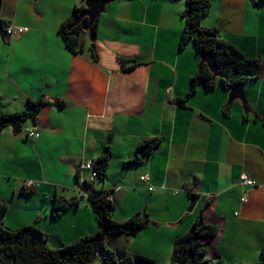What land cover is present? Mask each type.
Masks as SVG:
<instances>
[{
	"label": "crops",
	"instance_id": "obj_1",
	"mask_svg": "<svg viewBox=\"0 0 264 264\" xmlns=\"http://www.w3.org/2000/svg\"><path fill=\"white\" fill-rule=\"evenodd\" d=\"M211 3L202 26L217 29L221 41L260 62L261 78L244 83L246 104L229 105L230 91L218 85L206 92L199 83L187 105H179L201 62L192 43L180 47L186 0H114L97 22L96 37L86 35L82 52H72L61 34L82 0H0V19L13 27L11 37L0 35V112L26 111L29 100L48 102L37 124H26L38 129V139L11 128L3 132L0 174L18 182L15 192L21 196L41 193L42 205L29 208L31 218L34 209L45 207L48 213L59 197L79 202L52 217L61 227L57 235L39 229L47 241L65 246L97 232L92 190L80 180L89 173L80 170L82 176H76L83 164L110 152L107 178L92 189L113 199L116 221L138 205L137 215L149 220L142 231L155 240L145 245L162 251L154 256L153 249L135 248L129 257L173 264L175 242L202 222L218 228L216 237L203 240L209 258L230 264L259 260L264 248V0ZM50 100L66 106L59 109ZM152 140L160 143L146 148ZM137 157L139 164L128 165ZM16 163L22 171L14 177L6 169L15 171ZM145 175L147 183L140 180ZM25 180L40 182L41 190L21 192ZM21 221L12 226L23 227ZM120 239L127 255L130 236L108 238L106 245H119Z\"/></svg>",
	"mask_w": 264,
	"mask_h": 264
},
{
	"label": "trees",
	"instance_id": "obj_2",
	"mask_svg": "<svg viewBox=\"0 0 264 264\" xmlns=\"http://www.w3.org/2000/svg\"><path fill=\"white\" fill-rule=\"evenodd\" d=\"M85 2L86 0H82V5L75 9L72 18L61 27V34L72 52H82L80 33L87 25L88 18H83L81 23L76 26L74 24L79 22L87 11ZM211 7V0H192L183 15L185 27L181 35L180 47L183 49L192 43L199 58L203 54L213 55L223 77L213 80V75L208 66L202 65L192 79L189 92L178 100L182 107H185L188 100L196 94L199 83H202L206 92L213 91L218 85L226 91H231L241 83L256 81L262 76L261 65L257 59L250 58L235 46L221 41L217 29H208L202 26V20L210 12ZM97 26L98 23L93 26V37H96ZM8 28V22L0 19V35L2 37H7ZM50 101L59 109L66 106L65 102L61 100ZM47 103L44 98L36 101L29 100L26 111L15 114L0 112V141L3 132L8 128L19 134L24 132L29 121L37 124L40 111ZM1 107L0 97V110ZM159 143L160 140H152L146 144L148 145L146 148L152 149ZM142 149L145 147H141L138 151ZM111 159L112 155L108 152L95 162L94 170L97 172L98 181L104 182L106 180ZM140 162L141 159L137 157L128 165L139 164ZM80 170L77 172V179L80 177ZM93 184L88 181L84 182V187L92 190L89 203L98 224V230L94 235L84 236L61 249L54 250L47 244L46 236L37 227H22L13 231L5 229L0 224V264H94L99 255H102L100 264H134L133 258L129 257L128 254L116 256L107 247L106 241L108 238L136 236L140 231L147 228L149 220L136 215L126 222L116 221L113 202L108 199L107 193L92 189ZM78 204L77 200L57 198L54 201V218L71 207H77ZM198 226L197 223L189 235L175 242L173 264H230L222 258L210 259L207 256V248L203 245V240L217 236L218 228L214 225L203 224L201 227ZM135 260L138 264H157L155 261L142 256H136ZM237 264H264V248L261 250L257 262Z\"/></svg>",
	"mask_w": 264,
	"mask_h": 264
},
{
	"label": "rangeland",
	"instance_id": "obj_3",
	"mask_svg": "<svg viewBox=\"0 0 264 264\" xmlns=\"http://www.w3.org/2000/svg\"><path fill=\"white\" fill-rule=\"evenodd\" d=\"M2 161L0 160V163ZM28 167L30 166L29 164H26ZM15 171H11L10 168H7L6 171L9 173H12V175H14V177H16V175H21V167H19V165H17V163L15 164ZM35 172V170H34ZM14 179V178H13ZM100 181V180H99ZM30 184H33V186L31 187ZM40 182H36V181H31V180H25L23 182H20V188H21V192H25L28 194H32L35 191H40ZM19 188V184L16 180H9V178H4L1 174H0V195L4 194L5 199H0V224L7 230H18L19 228H15L14 226H12L13 221H17L18 219H22L21 223L23 226V228L25 227H37L38 229L42 228L45 231H56L55 233H53V235H57L59 232V229H61L60 226H54L55 223H57V220H52V217L54 215L53 211H54V204L50 205V211L49 216L48 213L46 211H44L43 209H45V207H43V209L40 210H33V217L31 218V212L29 211V208H32L34 205H39L41 206L43 201L41 200L40 196H38L37 194H41L40 192L36 193L35 195H33L30 198L21 196L20 191H17V189ZM16 193V194H15ZM135 204H138L137 200L133 201ZM53 206V207H52ZM38 211V212H37ZM140 209H138V205L134 206V207H129V211L125 212H121V215H117L115 218L121 221V222H126L128 221V219H131V217H133L135 214L137 215V213H140ZM63 213V212H62ZM62 213L60 214V216L62 215ZM60 216H58L57 218H59ZM9 217V218H8ZM8 219V220H6ZM7 221V222H6ZM54 221V222H52ZM22 228V227H21ZM146 231H140L139 234H137L136 236H130L132 243L131 246L128 250L125 249V251L127 252V254H130L128 251H132L135 248L139 249V248H143L146 249L147 251L150 249H153V255L154 256H161L162 251L159 249H155V245L152 247H149L148 245H145V242L147 241L148 243H151L152 241H155L154 239L148 238L147 240V235L145 233ZM51 234V232H49ZM45 234V233H44ZM95 234V233H94ZM91 234V235H94ZM47 235V234H45ZM88 235V236H91ZM48 236V235H47ZM84 237V236H83ZM82 238V237H80ZM80 238H77L80 239ZM50 242H47V244L54 250H58L61 249L63 247V244L59 242L55 243V242H51L52 239L48 240ZM119 245H112V244H108V248L112 250V252H114L116 254V256L119 257L120 254H123L124 249L121 247V243L123 242L122 239H120ZM75 242V241H74ZM125 245L126 242H125ZM125 245H123V247L125 248ZM53 246V247H52ZM119 246V248H117ZM133 257V263L134 264H138L135 260V254H131ZM138 255V254H137ZM129 256V255H128ZM211 259V258H210ZM102 261V255H99L96 262L94 264H100Z\"/></svg>",
	"mask_w": 264,
	"mask_h": 264
},
{
	"label": "water",
	"instance_id": "obj_4",
	"mask_svg": "<svg viewBox=\"0 0 264 264\" xmlns=\"http://www.w3.org/2000/svg\"><path fill=\"white\" fill-rule=\"evenodd\" d=\"M114 0H86L85 6L87 8V11L85 14L80 18L79 22L74 24V26L81 23L83 18H88L87 25H85L83 31L80 35V46H83L84 39L86 38L87 34H90L92 36V29L95 23L98 22L100 16L106 12L107 5ZM187 8L190 6V3L192 0H186ZM253 3L256 2V0H251ZM201 62L200 67L204 64H206L211 71L213 75V80H216L217 78H222L223 74L220 72V69L217 65V62L213 55L210 54H203L201 55ZM244 83H241L234 87L230 93H229V101L228 104L232 105L233 102H236L237 100H240L243 102V104L247 103V95L245 93ZM202 222L199 223L198 227H201ZM197 239V238H196Z\"/></svg>",
	"mask_w": 264,
	"mask_h": 264
},
{
	"label": "built area",
	"instance_id": "obj_5",
	"mask_svg": "<svg viewBox=\"0 0 264 264\" xmlns=\"http://www.w3.org/2000/svg\"><path fill=\"white\" fill-rule=\"evenodd\" d=\"M13 34V27L9 25V28L7 30V36L11 37ZM24 133L27 135L28 138H32V139H38L40 137V132L38 131L37 128H26L24 130ZM94 165L95 162H87L85 164L82 165L81 167V172H88L89 174L86 177H81L80 180L82 181V183L84 184L85 181H88L90 183H94L97 180V172L94 170ZM82 176V174H80ZM140 180L143 183H147L149 178L148 176H142L140 178ZM243 183L249 185V186H255L256 183L252 180H248L247 178H243L242 179ZM30 186L32 187L33 184H30ZM149 191L150 192H155L156 188H154L153 186L149 187ZM109 200H113L110 196L108 197ZM248 199V195L246 194L243 198L242 201L245 202Z\"/></svg>",
	"mask_w": 264,
	"mask_h": 264
},
{
	"label": "clouds",
	"instance_id": "obj_6",
	"mask_svg": "<svg viewBox=\"0 0 264 264\" xmlns=\"http://www.w3.org/2000/svg\"><path fill=\"white\" fill-rule=\"evenodd\" d=\"M7 37H8V36H7ZM95 182H96V181H95ZM95 182H94V183H95ZM107 197H109V195H107Z\"/></svg>",
	"mask_w": 264,
	"mask_h": 264
}]
</instances>
